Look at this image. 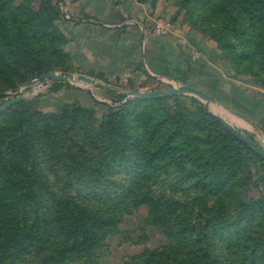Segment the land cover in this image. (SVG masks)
<instances>
[{"label":"rangeland","instance_id":"1","mask_svg":"<svg viewBox=\"0 0 264 264\" xmlns=\"http://www.w3.org/2000/svg\"><path fill=\"white\" fill-rule=\"evenodd\" d=\"M139 1L0 0V106L25 98L0 114V177L9 183L0 191L73 197L87 214L117 218L92 226L96 242L71 253L64 236L84 229L61 226L51 237L42 224L44 241L55 244L5 264H264L256 256L264 248V159L207 117H221L264 150V51L257 44L264 26L258 34L252 22L248 33L232 35L233 2ZM221 8L226 15H215ZM207 13L215 17L208 21ZM236 16L239 27L252 21ZM185 54L181 68L176 61ZM165 58L176 62L174 81L143 72ZM45 71L76 80H41ZM180 86L214 101L124 94ZM74 104L88 112H71ZM139 112L152 119L137 121ZM166 115L183 125L182 134L159 152L154 126ZM136 125L142 132L133 133ZM21 136L37 152L35 162L11 146ZM27 210L28 228L35 209Z\"/></svg>","mask_w":264,"mask_h":264},{"label":"trees","instance_id":"2","mask_svg":"<svg viewBox=\"0 0 264 264\" xmlns=\"http://www.w3.org/2000/svg\"><path fill=\"white\" fill-rule=\"evenodd\" d=\"M142 2H145L146 0H141ZM202 4H207L210 2H213L214 0H198ZM240 1L242 0H216V2H219L221 6H227L229 7L230 2H233L235 4V8L233 12H229L230 14V28L232 29L231 34L235 35V31L239 29H243L245 33H248L250 29H252V25H254L255 33H261L258 28V26L262 23L264 26V0H243L246 1V4H242ZM222 7V8H223ZM217 12L215 10V14L217 16L226 15L225 10L222 9ZM226 8V7H224ZM238 14L247 15L249 20H252L251 22H245L241 27L238 26V23L236 22ZM206 20L213 19L215 16L207 13ZM211 15L213 17H211ZM235 15V16H234ZM223 19V18H222ZM234 21V22H233ZM211 22V21H210ZM233 22V23H232ZM211 37L218 43H223L218 38L211 35ZM229 39L227 42H230ZM259 48L264 51V40H260L257 42ZM51 71H45L44 73H41L38 75L40 77L42 74L50 73ZM56 84H63V83H56ZM116 96L113 97L115 99ZM126 99L125 96L120 94V97H118V101H124ZM163 99V98H162ZM160 99L155 100H144L147 102H156ZM25 103H20L9 110L19 108L24 106ZM8 111V110H6ZM71 112H84L87 113L88 109H84L78 106V104H74V108L71 110ZM12 113V112H10ZM17 113V112H16ZM1 114V113H0ZM140 117H145L148 119H152V117L141 114L140 112L136 114L135 119L137 121L140 120ZM209 118V121H215V123L220 127L221 124L218 120H216L213 116L207 115ZM19 120V119H18ZM11 122V120H10ZM80 121H76L74 125H72L69 132L74 131L78 126ZM168 123L171 124L172 129L166 130V125ZM140 125V124H139ZM23 127V128H22ZM182 127L183 125L179 123L178 121H173L170 117L167 115L162 118L156 125L154 126V134L153 140L155 144L157 141L160 142V151L167 150L172 147L170 145L175 142V138L182 134ZM26 129V126L23 125L22 121L19 120L18 123V131L22 133ZM143 130V127H140L138 125L133 126V133ZM94 133V132H92ZM229 133V132H228ZM141 134V133H140ZM158 134H160L158 136ZM100 139H103V135L100 134L97 136ZM136 138H138V135L136 134ZM145 138L142 136V139ZM141 137L138 138L139 144L141 142ZM152 140V141H153ZM17 145V147H21L22 150H26L28 154H30V161L35 162L37 157V152L33 150V148L28 144V142L22 138L17 139L16 142H12L11 146ZM154 144V145H155ZM157 146V145H156ZM156 154V152H155ZM151 151L148 152L149 156L155 155ZM176 163H181L180 160H174ZM6 163L2 159V156L0 154V166H2V169L5 170ZM7 178L0 177V186L3 188H7L9 183L6 180ZM45 197V198H44ZM41 198L37 195L29 196V192L25 193L23 190L19 194H12L7 192L0 191V264H5L7 260L14 259L16 261H19V259L22 258L24 255V252L26 251H32L37 248L35 246L39 247L38 252H43L44 248L43 246L47 243H51L52 245L55 244L52 240V236H54V233L56 229H58L61 226H64L62 230L64 231L67 227H70L72 229H76L78 227H82L84 230L82 233L79 232H73V233H66L64 236L67 238L69 242H72V247L69 250L71 253L75 249L80 250L84 249L82 246L85 244L91 243L93 245L96 242V238L94 236H90L89 230L92 229V226H99V227H105L107 225V222H116L117 218L115 216H107V213L104 214H97L95 216L91 214H87L88 212L86 209L77 204L76 200L73 197H67L66 200H64L59 195L51 194L49 197L44 196ZM32 204V208L35 209V217L32 221L31 226L27 228L26 226V219L27 218V209ZM42 224H44V227L47 228L49 226L51 237L47 238V242L44 241V234L42 233L43 229L41 228ZM24 230V232L22 231ZM86 234V235H85ZM92 237V238H91ZM49 240V241H48ZM88 250L91 249L90 246H88ZM12 253V254H10ZM65 253V254H66ZM258 253V252H257ZM261 253V252H260ZM12 255V256H10ZM260 255V256H259ZM256 256L260 259L262 263H264V248L262 249L261 254H256ZM203 264H212L207 259H205V262Z\"/></svg>","mask_w":264,"mask_h":264},{"label":"water","instance_id":"3","mask_svg":"<svg viewBox=\"0 0 264 264\" xmlns=\"http://www.w3.org/2000/svg\"><path fill=\"white\" fill-rule=\"evenodd\" d=\"M41 80H54L57 82H73L76 80V77L73 75H65V74H58L54 72L45 73L40 76ZM82 81L96 85V81L89 79V78H82ZM127 97H135L143 100H155V99H162L170 96L175 95H183V94H190L195 95L197 97H200L204 100H207L209 102H213L214 98L211 96L205 94L204 92L190 86H180L177 88H170L166 91L161 92H142V91H130L127 93H124ZM25 98L22 96H17L16 98H12L10 100H7L2 106H0V113L12 108L13 106H16L22 102H24ZM216 119L220 122V124L224 127L226 131H228L230 134H232L236 139H238L240 142L245 144L250 150H252L255 154H257L259 157L264 159V150L259 147L257 144L249 140L248 138L241 135L239 132H237L235 129H233L225 120H223L221 117H216Z\"/></svg>","mask_w":264,"mask_h":264},{"label":"crops","instance_id":"4","mask_svg":"<svg viewBox=\"0 0 264 264\" xmlns=\"http://www.w3.org/2000/svg\"><path fill=\"white\" fill-rule=\"evenodd\" d=\"M139 2L141 3L142 1H139ZM148 51H150V47H149V50ZM180 52L182 53V51H180ZM177 59H178V61H176V62H178V63L181 62L182 63L181 64V68L182 67L183 68H185V67L187 68V65H188V54L182 55V56H180V58H177ZM179 59H181V61ZM173 61L174 60H171L169 58L168 59L165 58V60L163 62L160 61L161 65H159L158 63L153 64L152 62H150L149 67L147 68V66H146V69H144L143 72L148 73L149 75H152V76H158V77H162V78H166L168 80L174 81V78L176 76L175 77L173 76L172 66H173V63H176V62H173ZM170 69H171V71H170ZM132 71L134 73L140 74L141 69L138 68L137 70H132ZM180 82H184V81H180Z\"/></svg>","mask_w":264,"mask_h":264}]
</instances>
